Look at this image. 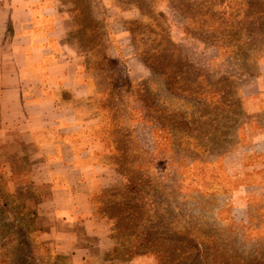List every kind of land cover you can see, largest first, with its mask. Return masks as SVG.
Listing matches in <instances>:
<instances>
[{
    "label": "rangeland",
    "instance_id": "374dc122",
    "mask_svg": "<svg viewBox=\"0 0 264 264\" xmlns=\"http://www.w3.org/2000/svg\"><path fill=\"white\" fill-rule=\"evenodd\" d=\"M15 3L75 71L61 96L78 116L79 163L114 264H264V0L0 10ZM2 136L0 264H68L34 197L32 158Z\"/></svg>",
    "mask_w": 264,
    "mask_h": 264
},
{
    "label": "crops",
    "instance_id": "0c3cea01",
    "mask_svg": "<svg viewBox=\"0 0 264 264\" xmlns=\"http://www.w3.org/2000/svg\"><path fill=\"white\" fill-rule=\"evenodd\" d=\"M33 17L23 4L0 10V132L32 158L29 182L52 216L57 253L69 264H114L108 226L90 200L89 168L79 163L78 116L61 96L75 71L65 70L51 31L37 34Z\"/></svg>",
    "mask_w": 264,
    "mask_h": 264
},
{
    "label": "trees",
    "instance_id": "16d2710c",
    "mask_svg": "<svg viewBox=\"0 0 264 264\" xmlns=\"http://www.w3.org/2000/svg\"><path fill=\"white\" fill-rule=\"evenodd\" d=\"M58 258L63 259V260H66L67 263L69 264V256L68 255L67 256H64V255L59 254Z\"/></svg>",
    "mask_w": 264,
    "mask_h": 264
}]
</instances>
